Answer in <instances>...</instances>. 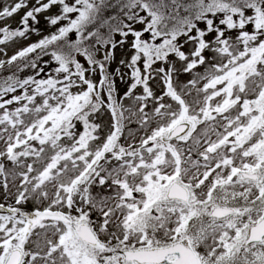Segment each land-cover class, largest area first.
<instances>
[{"label": "snow or ice", "instance_id": "6c2138e0", "mask_svg": "<svg viewBox=\"0 0 264 264\" xmlns=\"http://www.w3.org/2000/svg\"><path fill=\"white\" fill-rule=\"evenodd\" d=\"M0 264H264V0H0Z\"/></svg>", "mask_w": 264, "mask_h": 264}]
</instances>
